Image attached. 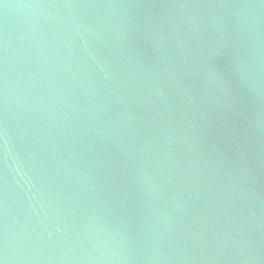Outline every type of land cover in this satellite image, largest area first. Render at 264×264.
I'll return each instance as SVG.
<instances>
[{
    "label": "water",
    "instance_id": "water-1",
    "mask_svg": "<svg viewBox=\"0 0 264 264\" xmlns=\"http://www.w3.org/2000/svg\"><path fill=\"white\" fill-rule=\"evenodd\" d=\"M0 264H264V0H0Z\"/></svg>",
    "mask_w": 264,
    "mask_h": 264
}]
</instances>
